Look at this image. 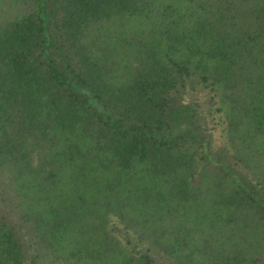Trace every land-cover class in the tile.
I'll return each mask as SVG.
<instances>
[{"label": "trees", "instance_id": "16d2710c", "mask_svg": "<svg viewBox=\"0 0 264 264\" xmlns=\"http://www.w3.org/2000/svg\"><path fill=\"white\" fill-rule=\"evenodd\" d=\"M5 6L0 264H264V0Z\"/></svg>", "mask_w": 264, "mask_h": 264}, {"label": "rangeland", "instance_id": "374dc122", "mask_svg": "<svg viewBox=\"0 0 264 264\" xmlns=\"http://www.w3.org/2000/svg\"><path fill=\"white\" fill-rule=\"evenodd\" d=\"M6 1H8V0H6ZM6 1L5 0H0V12H2V11H5L6 12ZM12 10H13V8H12ZM9 14L8 15H10L11 13L10 12H8Z\"/></svg>", "mask_w": 264, "mask_h": 264}]
</instances>
